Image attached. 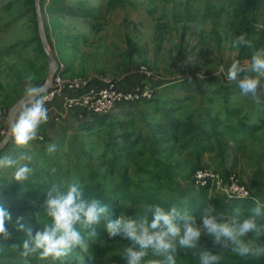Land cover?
<instances>
[{
	"label": "trees",
	"instance_id": "trees-1",
	"mask_svg": "<svg viewBox=\"0 0 264 264\" xmlns=\"http://www.w3.org/2000/svg\"><path fill=\"white\" fill-rule=\"evenodd\" d=\"M44 2L40 0L41 6ZM57 2L53 0L49 3L51 15L49 14L48 18L41 9L47 40L58 55L56 61L64 64L61 71L63 75L90 77L92 80L94 77L87 72L88 66L83 65L77 71L72 69L73 62L70 56L73 53L67 51L69 48L66 45L67 35L60 33L61 23L55 22L56 16L52 15V12L58 14L72 12L77 15H85V12L82 9L73 10ZM18 10L19 13H27L31 16L34 31L31 37L25 39L26 41H18V45L6 46L0 53H6L11 48L17 50L18 52L15 51L17 53H26L29 47L34 52V58L42 55L44 59L40 66L35 61L12 62L6 65L7 74L11 76L12 82L5 91V87L0 85V103H3V99L16 87L25 84L27 76L33 75L36 77L33 81L35 84H43L47 75V60L37 32L34 0H20ZM51 31L55 36L54 44L50 41ZM253 44L256 48H264V31ZM243 50L244 46H241L237 57L242 63L250 60L254 49ZM143 76L148 81L151 79ZM118 81L119 88L134 87H124ZM261 82L264 83L263 79ZM144 83L150 81L140 85ZM151 86L153 92L150 98L118 103L109 112L82 111L79 116L78 112L72 111L82 131L98 136L100 131H104L106 135L102 152L105 160L101 163L92 161L95 167L90 155L86 157L84 154H78L79 161L73 162V173L70 174L69 164H65L61 169L60 161L58 162L56 157L47 152L45 157H48V160L52 159L50 167L45 166L48 171L36 169L28 180L17 182L11 175L0 172V207L11 214V220L5 222L9 236L7 239L0 236V264H23L18 258L20 248L14 245L22 244L28 238L29 230L34 236L48 222L44 202L46 190L53 181L68 182L72 178L78 179L86 197L94 196L103 204H107L113 218L122 214L130 218L142 215L144 204H161L165 207L175 204L177 207L187 208L198 221L202 208L208 204H212L217 212L226 216L237 207L242 210L244 216L250 214V209L255 207V201L259 200L260 192L253 194L246 186L256 200L240 196L229 197L221 191L220 194H212L210 188L213 187L210 180L205 185L196 184L194 174L197 169L210 168L209 163L202 162V157L210 151L217 150L220 161L211 168L221 174L223 181L226 179L230 167L226 165L224 159L227 148L225 139L235 136L241 140V143L237 144L241 148L244 147L245 139H250L258 132L264 131V95L259 97L260 104H256L251 97L243 96L235 83L224 81L217 76L195 77L191 78V81L187 77L167 81L162 85L165 86L162 91L159 89L161 87L154 83ZM166 90L169 92L164 94ZM197 99V104L193 105ZM54 121L55 117H51L41 126L38 134L42 138L30 142L32 149L35 142L43 144L50 142L49 133L55 124ZM10 144L11 141L4 145L0 150V156ZM39 148L43 151L46 146L42 145ZM144 148L148 150L147 155L144 153ZM40 151L37 149L35 153L37 158L43 157ZM64 155H68V152H64ZM106 155L109 157L107 158ZM180 155L193 159L192 164L179 159ZM132 157L139 158L138 161H134L140 173L138 179L121 172L122 163ZM162 157L174 161H163ZM43 160L44 157L40 159V165ZM107 164V169L100 168ZM28 165L30 167L29 163ZM52 168L56 169L53 175L50 174ZM113 173L118 175V178L110 176ZM261 175L264 176V170ZM176 177L193 181L197 185L196 189L190 188L188 192H183L179 189L180 185ZM260 202L264 204V198ZM18 217L23 218L24 230H17ZM102 222L105 221L101 220L99 223ZM258 223L264 226V219H258ZM261 240L264 241V235ZM200 244L213 252L219 251L218 246L214 247L212 238L207 235L201 237ZM225 256L226 251L223 258ZM38 261L41 260L36 256L28 258L29 263ZM220 264H223V259Z\"/></svg>",
	"mask_w": 264,
	"mask_h": 264
},
{
	"label": "rangeland",
	"instance_id": "rangeland-1",
	"mask_svg": "<svg viewBox=\"0 0 264 264\" xmlns=\"http://www.w3.org/2000/svg\"><path fill=\"white\" fill-rule=\"evenodd\" d=\"M19 1L0 0V51L6 46L18 45V41L28 39L34 31L31 16L27 13H19ZM38 1L40 11L42 9L48 18V15H51L48 6L53 0H44L42 6L40 0ZM57 1V3L73 10L82 9L85 12V15L72 14V12L60 14L52 12V15H55L57 19L55 22L61 23L60 33L67 35L66 45L69 47L67 51L73 53L70 56L73 62L72 69L77 71L83 65L88 66L86 67L87 72L92 73L93 76L99 78L112 76L117 81L119 80L118 82L124 87L131 86L132 84L129 85L131 82L136 84L150 81L151 84L160 86L159 89L162 91L165 87L162 85L167 81L186 77L217 76L228 81L226 78L227 69L234 60H237L241 47H233V41L239 35L247 34V38L254 42L264 31V0ZM54 37L53 31H51L50 41L52 44H54ZM47 43L56 60L58 57L56 50L54 47H50L48 40ZM246 49L248 47L244 46L243 51ZM15 51L14 48H11L6 53H0V85L5 87L4 91L9 88V84L12 82L11 76L7 74L6 65L12 64V62L35 61L40 66L44 59L42 55L34 58V52L29 47L26 53ZM141 65L147 67L151 72L149 81L138 70ZM16 89L21 96L24 84ZM168 92L169 90H166L164 94ZM197 102L198 99L193 102V105H196ZM53 117H59V115L55 114ZM54 123L50 129L51 140L49 143L35 142L33 149L31 145L20 149L11 142L10 146L2 152V156L16 157L23 151L31 156V161L24 163L30 164L32 172L36 169L48 171L45 166L50 167L52 159L48 160L45 154L47 146L53 144L55 151L51 155L56 157L58 162L60 161L61 169L65 164H69L70 174L73 173V162L79 161L78 154H84L86 157L90 155L91 162L101 163L105 160L102 155L106 139L104 131H100L99 136L82 131L78 126V120L74 119V115L71 113L66 114L65 117L60 115V119H55ZM240 141L235 136L225 139L227 148L224 159L226 165L230 167V171L224 182L229 181L230 176H234L253 194L260 192L261 195L258 199L262 201L264 198V176L256 174L255 170L259 168L264 170V131L258 132L251 139H246L244 148L238 147L237 144L241 143ZM42 145H45L46 149L40 151L39 147ZM37 149L44 157L41 165L39 161L43 157H36ZM147 151L144 148L145 154ZM64 152H68V155H64ZM106 157L108 158L109 155ZM161 159L174 161V159L166 157ZM179 159L190 164L193 161L186 155H180ZM260 159L261 162L258 164ZM138 160L139 158L135 157L126 160L125 163H122L121 172L138 179L140 173L134 163ZM219 161L220 156L217 150L210 151L202 157V162L209 163L210 169L213 165L216 166ZM92 164L95 167L93 162ZM100 168L105 170L108 168V164ZM0 172L12 176L14 169H3ZM50 174L53 175L52 172ZM110 176L118 178V175L114 173ZM176 180L180 185L179 189L183 192H188L190 188L196 189L197 185L191 180L183 177H176ZM219 192L214 186L210 188L212 194ZM95 231L97 234L95 244L87 252H83L77 247L67 260L52 261L48 259L36 263L28 262V264H126L120 253L123 247L127 246L128 241L119 236L110 238L105 228V222L95 226ZM18 258L25 264L24 258L20 255ZM150 258L155 257L149 255L145 259ZM176 259L177 264H199L198 256L193 255L190 250H181ZM223 264H264V258H242L226 250Z\"/></svg>",
	"mask_w": 264,
	"mask_h": 264
},
{
	"label": "clouds",
	"instance_id": "clouds-1",
	"mask_svg": "<svg viewBox=\"0 0 264 264\" xmlns=\"http://www.w3.org/2000/svg\"><path fill=\"white\" fill-rule=\"evenodd\" d=\"M245 46L254 49L250 60L243 63L234 60L227 69L226 78L235 83L241 94L251 97L260 104L259 97L264 95V48H256L247 34L239 35L233 41V47ZM35 76L26 77L22 99L9 115L7 135L0 140V149L9 141L18 148H26L30 142L41 139L39 130L48 122L50 100L46 84H35ZM189 81L191 78L189 77ZM49 154L55 151V145L47 146ZM25 161L31 156L21 151L16 157L0 156V170L14 169L12 178L17 182L29 179L33 169ZM51 172L56 173L52 168ZM45 215L48 222L35 235L28 231V238L22 244L19 255L28 264V258L36 256L40 260H67L75 248L83 252L89 251L95 244V225L105 221L108 236H119L127 240L120 255L126 264H177L181 250H190L198 256L199 264H220L226 250L242 258H264V226L258 219H264V204L255 201L250 214L244 216L237 207L230 215L217 212L212 204L204 206L199 221L187 209L161 204H144L143 214L135 218L123 214L113 218L107 204L96 197H86L80 181H53L46 190L44 202ZM11 220V214L0 207V236L8 238L9 232L5 222ZM23 218L16 220L17 230H24ZM251 234V235H250ZM212 238L214 247L219 251L200 244L201 237ZM247 238V239H246ZM151 255L155 258L145 259Z\"/></svg>",
	"mask_w": 264,
	"mask_h": 264
},
{
	"label": "built area",
	"instance_id": "built-area-1",
	"mask_svg": "<svg viewBox=\"0 0 264 264\" xmlns=\"http://www.w3.org/2000/svg\"><path fill=\"white\" fill-rule=\"evenodd\" d=\"M63 68L64 65L57 62L52 83L48 88L50 100L45 106L48 108L49 118L58 113V111L55 112L57 103H60L63 110L71 109L81 116L82 111L109 112L118 103L136 102L152 96L153 90L150 83L136 85L131 89H122L118 87L117 79L112 76H102L100 77L101 86L96 88L92 86L90 77L66 76L61 72ZM138 70L151 78V72L147 67L141 65ZM194 175L196 184L205 185L210 180L212 187L214 186L229 197L240 196L256 200L247 187L234 176H230L226 183L221 174L212 168L197 169Z\"/></svg>",
	"mask_w": 264,
	"mask_h": 264
},
{
	"label": "crops",
	"instance_id": "crops-1",
	"mask_svg": "<svg viewBox=\"0 0 264 264\" xmlns=\"http://www.w3.org/2000/svg\"><path fill=\"white\" fill-rule=\"evenodd\" d=\"M90 75L93 76L92 73H90ZM93 77H94V79H92V82H91L92 86H94L96 88L97 87H100L101 86V80H100V78L97 77V76H93ZM130 84H132V85L131 86H127V87H132V86H135V85H140V83L134 84V82L133 83L132 82L129 83V85ZM21 98H22V95L20 96L19 91L17 89H15V90L11 91L8 94V96H6L3 99V103H0V140H2L4 138V136L6 135V133H7L8 124H9L8 117H9L10 109ZM57 111H58L57 115H59V117H55V119H58V118L60 119V115H61V117H65V115L68 114V113H71V115H73V112H72L71 109L70 110H66V111L63 110V108L60 105V103H57V108H56L55 112H57ZM245 142H246V139H245ZM244 147H245V144H244ZM244 147H241V148H244ZM260 162H261V159L258 162V164ZM262 171H263V169H261V168L255 170L256 174H258V173L261 174Z\"/></svg>",
	"mask_w": 264,
	"mask_h": 264
},
{
	"label": "water",
	"instance_id": "water-1",
	"mask_svg": "<svg viewBox=\"0 0 264 264\" xmlns=\"http://www.w3.org/2000/svg\"><path fill=\"white\" fill-rule=\"evenodd\" d=\"M34 6H35V12H36V19H37V28H38V33H39V37H40V41L46 56V60H47V77L44 81L43 84L47 85V88L50 87L52 80H53V76L54 73L56 71L57 68V61L55 60L54 55L50 52L49 50V46L47 43V39L45 36V32H44V25H43V20H42V16H41V11H40V7H39V1L38 0H34ZM22 99V98H21ZM20 101V100H19ZM17 101L12 108L10 109L9 115L12 113L14 107L18 104ZM9 120V117H8ZM8 128H9V124H8ZM8 132V129H7ZM7 135V133H6ZM1 150V149H0Z\"/></svg>",
	"mask_w": 264,
	"mask_h": 264
}]
</instances>
